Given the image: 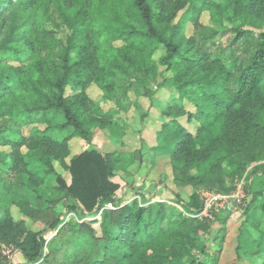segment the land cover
<instances>
[{
    "label": "trees",
    "instance_id": "trees-1",
    "mask_svg": "<svg viewBox=\"0 0 264 264\" xmlns=\"http://www.w3.org/2000/svg\"><path fill=\"white\" fill-rule=\"evenodd\" d=\"M188 1L0 0V146L10 148L0 151V188L18 186L29 191L22 199L14 200H5L0 193V264L10 261L3 252V243L14 247L12 253L20 252L26 264H208L195 258L192 249L201 256L209 255L200 233L212 220L179 213L165 228L173 207L147 200L120 203L119 185L112 180L119 161L117 153L84 150L73 157L71 183L55 164L69 156L72 138L81 137L91 143L96 125L109 124L110 116L106 117L88 92L103 87V75L113 79L121 75L135 77L131 84L143 85L148 93L145 79L151 75L150 70L159 74V66H164L173 72L161 81L175 89L171 88L172 96L158 117L161 122L162 116L169 119L158 141L170 147V162L174 161L173 155L185 152L194 160L199 158L196 137L178 121L181 116L200 124L198 137L209 133L221 140L224 118L235 103L264 98V39L251 49L248 30L239 26L234 28L235 35L228 45L217 44L219 34L228 29L220 31L198 23L203 8L211 10L214 21H220L216 14L220 5L212 0L189 7L172 24ZM252 2L247 0L246 4ZM233 3L224 0L225 18ZM188 19L194 21L190 36L185 30ZM249 19L256 23L259 15ZM49 25L65 26L66 39L59 38ZM113 38L124 44L113 45ZM159 48L164 53L156 62L152 55ZM27 70L31 75L25 78ZM12 95H19L21 101L11 103ZM186 102L195 109L190 110ZM257 113L259 117L264 115L263 107ZM22 124L46 127L28 137L21 132ZM255 126L262 156L264 127L258 120ZM251 137L253 142V134ZM245 167L246 163L242 169ZM182 168L175 166V179L181 180ZM258 170L260 167L255 172ZM45 173L56 177L57 186L51 194L40 185ZM199 186L191 195L194 214L203 207L199 189L207 187ZM247 190L251 193L250 186ZM251 197L254 200L257 193ZM58 202L65 208L60 214L55 212ZM12 206L31 222H42L45 227L29 228L25 219L15 218ZM261 209L264 213V201ZM79 210L93 220L64 221L67 212ZM100 213L101 219L95 218ZM221 214L224 212L216 217ZM226 217L220 219L225 222ZM96 220H100L101 234L92 227L91 221ZM51 232L55 234L48 239ZM245 246L249 249L243 250ZM251 255L264 264V230L251 240H241L239 257Z\"/></svg>",
    "mask_w": 264,
    "mask_h": 264
},
{
    "label": "rangeland",
    "instance_id": "rangeland-1",
    "mask_svg": "<svg viewBox=\"0 0 264 264\" xmlns=\"http://www.w3.org/2000/svg\"><path fill=\"white\" fill-rule=\"evenodd\" d=\"M212 1L220 5L219 8H216L217 18L220 21H214L211 10L203 8L198 17V23L215 30L228 29L227 32L219 34L217 44L228 45L230 38L235 35L234 28L239 26L248 30L251 49L263 41L264 0H253L249 5L246 4L247 0H234L233 5L226 13L227 18H225L224 0ZM202 2V0L188 1L178 11L171 23L175 24L189 7L193 5L200 7ZM257 15H259V20L256 23L249 19ZM193 22L191 19L187 20L185 27L187 36L194 32ZM138 26L147 30L142 23H139ZM49 28L53 29L59 38L66 39L68 29L65 26L57 28L54 25H49ZM110 41L115 46L124 44L123 41L114 38ZM110 41L107 40L108 46L111 44ZM163 53V48L157 49L153 53L152 59L157 62ZM24 58L26 59V57ZM159 70V74L150 70L151 75L145 79L148 93L145 92L143 85L131 84V80L134 81L135 77L121 75L117 79H113L111 76L104 77L103 75V87L100 89L93 87L88 92L91 93L93 99L99 102L106 117L110 116V122L109 124L99 122L96 125L91 143H87L81 137L72 138L69 142V156L61 163L55 162L56 170L62 174L67 183H71L70 164L73 157L84 150L117 153L119 161L115 163V175L112 180L119 185L117 193L120 203L132 204L134 201L141 203L147 200L149 203H164L173 207L174 211L168 212L164 223L165 228L175 222L179 213L187 217L195 215L192 211L191 195L199 184L203 188L207 186V190L225 194L233 193L238 184L244 181L246 184L245 197L236 203V207L228 213L229 215L224 212V214L211 219L206 231L200 233V240L207 246L209 255L201 256L195 248L194 251L192 249V253H195V258H200L202 262L208 264H260L261 259L255 258L256 255L240 258L239 246L242 239L243 241L251 240L252 237L257 236L259 230H264V213L261 209L264 201V152L260 156L263 149L258 147L260 134L256 133L255 126V122L258 120V123L264 127V115L259 117V113H257L261 107L264 109V98L235 103L228 111L226 120L224 118V134L221 140L209 133L198 137L200 124L190 121L187 116H181L178 121L196 137L195 146L199 158L194 160L192 154L185 152L177 157L173 155L174 161L170 162L169 158L172 152L167 149L170 147L161 146L158 141L159 132L169 119L162 116L161 122L158 117L160 118L161 111L172 96L171 88L175 89V86L168 87L161 83L164 78L173 76V72L164 66H159ZM30 75L31 71L27 70L24 77L27 78ZM175 95H177L176 91ZM9 100L13 104H18L21 98L19 95H12ZM186 103L190 110L195 109L194 105ZM45 127V124H22L21 132L24 136L31 137L37 129ZM251 134L254 136L253 142L250 141ZM9 150L10 148L7 146H0V151ZM23 150L26 151L25 147ZM252 154L259 157L252 159ZM244 163H246V167L243 170ZM176 165L183 167L184 173H182L181 180L175 179L174 168ZM256 167H260L257 172H255ZM176 172H180V170L176 168ZM184 174H186L185 177ZM43 175L45 180L41 181L40 185L43 190L51 194L53 188L57 186L56 177H50L46 173ZM249 186L251 193H248L247 190ZM206 189H199V194ZM253 192L257 193L254 200L251 199ZM0 193L5 200H14L22 199L29 194V191L13 186L12 189L0 188ZM149 203H144V205L148 206ZM109 207L112 206L109 205ZM64 210L62 203L58 202L55 207L56 214H60ZM12 212L16 219H25L31 229L39 230L45 227L42 222H31L16 206H12ZM225 216L228 217L223 222L220 218ZM63 218L65 222L77 223L93 220V217L86 216L80 210L67 212ZM95 218L101 219V213ZM91 223L92 227L101 234L100 220L91 221ZM53 234L55 233H49L47 238L50 239ZM2 248L4 254L10 257L7 264H26L20 252L12 253L13 246L3 243ZM248 249L245 246L243 250ZM58 258L61 259L62 255H59ZM178 264H188V262L179 261Z\"/></svg>",
    "mask_w": 264,
    "mask_h": 264
},
{
    "label": "built area",
    "instance_id": "built-area-1",
    "mask_svg": "<svg viewBox=\"0 0 264 264\" xmlns=\"http://www.w3.org/2000/svg\"><path fill=\"white\" fill-rule=\"evenodd\" d=\"M245 197V182H240L233 193H216L211 190H202L200 199L202 201V209L195 214L199 218L214 219L219 212H231L236 207V203Z\"/></svg>",
    "mask_w": 264,
    "mask_h": 264
}]
</instances>
